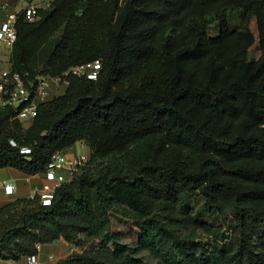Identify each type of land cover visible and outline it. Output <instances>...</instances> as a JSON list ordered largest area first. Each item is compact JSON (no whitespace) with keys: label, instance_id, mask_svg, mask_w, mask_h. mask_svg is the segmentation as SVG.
<instances>
[{"label":"trees","instance_id":"trees-1","mask_svg":"<svg viewBox=\"0 0 264 264\" xmlns=\"http://www.w3.org/2000/svg\"><path fill=\"white\" fill-rule=\"evenodd\" d=\"M30 3L39 18L19 15L8 60L26 85L95 60L101 68L94 80L62 75L66 87L26 128L0 107V168L40 174L77 142L89 150L50 204L34 194L0 206V259L84 234L112 246L43 264H147L139 250H177L167 264H264V0ZM195 197L233 212L231 240L202 256L178 232V210ZM113 214L130 224L113 227Z\"/></svg>","mask_w":264,"mask_h":264},{"label":"built area","instance_id":"built-area-1","mask_svg":"<svg viewBox=\"0 0 264 264\" xmlns=\"http://www.w3.org/2000/svg\"><path fill=\"white\" fill-rule=\"evenodd\" d=\"M0 9L5 11V18L0 19V48L11 47L15 40V22L19 15L27 22H33L39 17L36 6L28 5L22 12L9 11L7 6L0 2ZM101 68L99 60L70 67L62 75L68 73L82 75L87 79H96ZM58 76H40L37 83L26 85L22 78L10 68L8 59H0V107L10 105L15 109V118L21 123H30L36 114L37 104L48 100L54 93L61 92L67 81ZM40 101V102H38ZM13 145L14 143L11 142ZM30 149L21 147V153H28ZM87 162V156L82 153L68 157L64 152L55 153L44 171L45 183L35 192L42 205L50 204L54 192L62 184L69 182L79 173ZM6 194L12 193L11 184H3ZM39 247V246H38ZM25 264H39L36 255L25 256Z\"/></svg>","mask_w":264,"mask_h":264},{"label":"rangeland","instance_id":"rangeland-1","mask_svg":"<svg viewBox=\"0 0 264 264\" xmlns=\"http://www.w3.org/2000/svg\"><path fill=\"white\" fill-rule=\"evenodd\" d=\"M218 33V26L216 23H212L209 25L208 34L213 36ZM258 52L254 51L250 53V56H258ZM23 128H26L29 123L24 122L21 123ZM76 151L77 154L82 152L85 154V148L81 149L79 144L73 145L71 148L64 150V154H68L69 152ZM87 160L89 159V151L87 154ZM178 218L180 219V223L182 226L178 228V232L180 237L184 239L181 241L182 244H186L187 247H191L195 245V251L192 250V253L196 254V256H202L204 248L205 251H210L215 244L222 245L223 243L230 241L231 236H233V231L229 229V225L231 219L233 217L232 211H227L225 214H218L214 211H211L203 206L202 201L195 197L194 202H188L183 207L179 208L177 213ZM113 227H118L121 229H125L130 223L126 219L120 217L119 215L113 214ZM63 240V239H62ZM64 241V240H63ZM122 243H126L131 246V239L126 236H122ZM66 242V241H65ZM53 243V242H52ZM57 243V242H55ZM66 249L63 252L56 256H48L47 259H51L55 262L60 258H64L67 255L74 252H82L88 249L92 245H107L112 246L111 242H108L106 239H98V238H89L84 234H80L77 239L66 242ZM177 250L173 251L169 254L170 257L176 258ZM137 257H140L147 264H167L166 257H156L151 255L146 250H139L136 253ZM173 258V259H174ZM52 263V262H47Z\"/></svg>","mask_w":264,"mask_h":264},{"label":"crops","instance_id":"crops-1","mask_svg":"<svg viewBox=\"0 0 264 264\" xmlns=\"http://www.w3.org/2000/svg\"><path fill=\"white\" fill-rule=\"evenodd\" d=\"M0 2L6 5L9 11H15V12H22L26 7H28V5L31 4L30 0H0ZM41 4L42 6L45 5V3H41ZM5 16H6L5 11L0 9V19H4ZM10 49L11 47L9 48L1 47L0 59L9 60ZM77 144L81 146V149L85 148L86 150H88L87 146L84 143L77 142L75 145ZM88 151H86L85 154H87ZM74 154H77V152L74 151L72 153L70 151L67 155L66 154L65 155L71 157ZM44 183H45V179L43 173L27 175L12 167L0 168V206L15 199L33 196L35 192L39 191V189L42 187ZM3 184L12 185L11 194H6L4 192ZM55 242L39 245L38 254L36 255L37 259L39 260V264L53 262L52 258L47 259L48 256L53 257L59 255L63 252L64 249H66V245H64V243L65 244L67 243L62 239H58ZM0 264H25V257H22L17 261L0 259Z\"/></svg>","mask_w":264,"mask_h":264}]
</instances>
